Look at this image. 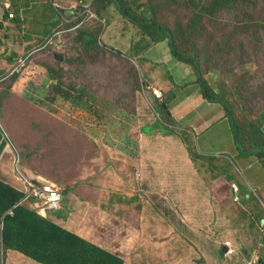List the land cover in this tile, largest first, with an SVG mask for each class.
<instances>
[{"label":"rangeland","instance_id":"obj_1","mask_svg":"<svg viewBox=\"0 0 264 264\" xmlns=\"http://www.w3.org/2000/svg\"><path fill=\"white\" fill-rule=\"evenodd\" d=\"M74 1L75 3H72ZM78 2L79 0H70V3L57 0L58 7L67 10L66 16L58 17L59 21L63 22L61 27L65 28L67 24L76 22L80 18L76 13L69 11ZM41 3L43 6L48 4L54 7L49 0H42L38 4ZM71 4L74 5L71 6ZM170 6L167 5L169 8L166 9L164 20L171 26L176 20L185 23L189 16L188 11L182 9L178 14L173 15ZM174 8L177 7L173 6ZM112 14L113 9L110 13L111 19L113 18ZM241 20L240 15L228 12L220 16L216 24L206 26L205 30L199 31L197 38L183 45V48L187 53L197 56L202 75L209 81L215 92L234 104L237 120L249 129L248 122L250 120L264 118V28L244 30L239 24ZM100 21L103 23V31L99 36L102 52L83 51L80 43L76 40L74 31L57 36H55L56 33H53L52 43L35 52L25 65L19 68V71H16L20 62L18 60L34 51L35 45L32 44L30 50L19 53L20 57L10 64L8 57L14 53L16 45L11 41L18 38L17 35L11 34L10 28L3 29L0 24V129L5 132L10 143L14 147L17 146L21 152L22 161L15 157L14 169L19 168L20 165L22 167L23 165L30 166L35 162L36 151L39 149L41 152L42 150L41 143L37 141L38 132L42 125L69 127L74 125L76 126L75 138L77 141L95 143L94 145L98 150L88 146V148H84L88 145L84 143L81 150V163H92L95 158L100 157L103 141H114L118 145L129 148L136 139L140 123L149 118L153 112V102L148 97L151 92L152 94L154 92L144 84L146 77L165 78L167 83L172 86L170 87L171 93L176 97L173 105L176 102L178 103L177 106L181 107V123L185 121L188 114L193 115L198 110L197 106L200 102H202L201 105H204L206 101H209L204 100L200 95L201 84L198 82V74L194 67L188 64L184 66L189 67L187 81H191L190 87L194 89L193 96L189 94L190 96L187 97L189 89H187L186 83L180 85V83L174 82V80L180 79L181 75L177 69L170 68V63H173L175 58L170 52L167 42L153 44L149 38H146L145 43H150V50L143 53L144 56L149 54L145 56L146 60H143V55H135L136 48H141L144 44L142 42L143 35L137 27L124 23V20L120 18L114 22L111 20L107 22L104 19H100ZM0 23L2 22L0 21ZM120 28L123 30L121 31ZM13 30L19 34L17 30ZM55 31L56 29L53 30V32ZM7 33L13 39L7 41L5 39ZM16 53L18 52L16 51ZM57 55H61L60 58L63 60L58 59ZM182 64L185 65L186 63ZM133 66L138 71L139 79L135 77L132 70ZM48 68L59 71L58 74L62 76L63 80L72 81L77 87L83 85L89 93V97H85V99L87 102L93 101L91 105L58 104L66 112L59 119V116L51 113L48 106H43L42 103L37 102V98H43L46 94L42 83L49 82ZM13 75L17 76L16 80L12 79ZM184 77L185 75L182 74V78ZM142 80L144 81L142 88L137 90V85L141 84ZM56 81L60 82L59 79ZM167 88L169 89V86ZM160 90L162 91V89ZM222 106L219 103L215 104V107L220 108V110H222ZM215 113L216 110L213 114ZM52 116H56L59 122ZM152 117L158 119L155 114ZM225 122L214 125L209 131L211 132L208 133L210 137L217 132L218 136H222V140L218 139V142L214 140L211 143L210 150H206L207 148L203 143L204 135L199 134L195 137L191 132L185 130L182 132L187 134L186 140L190 142L194 154H200L202 158L210 160V173L213 176L230 180V183L235 182L241 191H233V184L228 196L227 188L219 185L220 180H215L216 177L211 178L212 181L207 180L208 178H205L206 181L201 180L199 177L197 178L199 185L189 178L188 188H185L181 198L172 197L169 199L172 195L169 193L171 195L164 201L157 198V205L163 206V203L170 204L173 201V205L178 207L182 205L184 200L189 208H195L197 204H200V208L207 210L203 213L204 217H195L194 213L188 211L186 221L188 228L182 227L179 231L187 234V237L195 239L202 237L203 240H208L213 234L223 239L232 240L234 238V240H238L239 235L236 230L229 228L234 225L239 228L240 235L242 231H247L248 236H251L253 246L250 251L251 253L256 252L258 261L262 260L264 263V163L255 155H241L242 151L237 150L236 140L234 142V137L231 135V122ZM12 125L19 133L20 141L15 139L12 133H8L12 130ZM94 130L97 132H92ZM153 130L152 125L146 127L148 134H152ZM57 135L59 134L50 133L49 138L51 136L57 137ZM162 139L166 140L165 137ZM21 143L24 148L21 147ZM115 145L114 148L118 147L119 149L120 145ZM190 152L193 153L191 150ZM124 153V167L121 168L124 184H127V179H130V187L138 190L144 187L143 180H148V183L152 182L153 185L150 188H145L143 192H147V199L152 196L154 198L153 188L157 187V183L156 180L153 182L152 179L156 178V175L149 177L147 173L151 172V169H142L141 164L137 168L135 160H130L133 156ZM90 157L94 158L93 161H90ZM114 162L116 163V161ZM78 163H80L79 160ZM196 164L197 166L201 164L200 159L196 161ZM22 174L28 177L29 171L24 170L19 175ZM193 176L197 177L196 174ZM162 181L164 180H158L160 183ZM145 198L146 196H143L141 203L148 202ZM242 203L243 205L246 204L245 214L242 211ZM228 204L235 207L227 210ZM249 208L251 211L248 210ZM146 211L152 212L153 209L148 204L146 205V210L142 215L145 218L148 215ZM135 215L138 216L135 217V222L140 223L142 216L140 217L138 213ZM163 215L167 216L164 211ZM163 215L156 217V219L163 218ZM146 222L148 221L142 223L149 226ZM144 229L146 230L147 227L145 226ZM158 232L157 230L156 233L158 234ZM197 243L202 244V239ZM222 244L225 245L224 242ZM140 249L141 253L127 258L126 264L159 263L149 260L147 244L142 245ZM0 251L1 256H4L5 250L0 247ZM207 251L204 250L205 253ZM252 255L254 254L252 253ZM239 256V254H233L224 258L227 260L226 262L233 263L232 261H235V264H241L242 261H239ZM181 257L179 260L185 259L186 254H182ZM194 257L200 260H196L194 263L191 260H182L177 264H211L205 255H195ZM29 260L41 264L30 258ZM258 261L254 259L249 264H257ZM175 262V260H169L164 264H174Z\"/></svg>","mask_w":264,"mask_h":264},{"label":"crops","instance_id":"obj_2","mask_svg":"<svg viewBox=\"0 0 264 264\" xmlns=\"http://www.w3.org/2000/svg\"><path fill=\"white\" fill-rule=\"evenodd\" d=\"M9 1L13 5L15 18L7 17L3 19L0 16V21L2 22L0 24L3 29L10 28L11 34L17 35L18 38L11 41L16 44L14 53L8 57V62L11 64L15 59L20 57L19 53L30 50L32 44L35 45V50L51 44L54 36L53 30L59 29L63 22L59 21L58 13L54 10V7L48 4L45 6H43L42 3L38 4L42 0ZM64 2L70 3V0H64ZM72 3H75V1ZM72 5L74 4H71V6ZM112 16V22L118 21L119 18L123 20L114 10ZM13 26H15V28H13ZM123 28H120L121 31ZM13 29L17 30L19 34H16ZM142 37V42H144V44L141 48L138 47L139 49H136L135 55H143L142 59L146 60L145 56L149 54L144 56L143 53L149 51L150 48L143 50L146 41L144 40V36ZM5 39L8 41L13 38L7 33ZM16 51L18 53H16ZM32 52L18 60V62H20L18 64L19 67H17L16 64V71H19V68L25 65L29 60V56L32 55ZM57 57L63 60L60 58L61 55H57ZM175 61L176 63H174ZM184 66H187V64L183 65L176 59L173 63H170V68L177 69L181 75V78L176 81L174 80V82H176V84L180 83V85L186 83L187 89H189L187 97H189L190 95L193 96L194 89L190 87L191 81H187L189 67ZM182 74L185 75L184 78H182ZM16 78L17 76L13 75L12 79L16 80ZM48 81L49 82L42 83L43 90L46 93L48 86L57 82L50 77H48ZM145 82L144 84H146L149 89L150 86H157L162 89L164 93L163 98L166 97L169 101L170 109L168 111L165 108L163 114L156 106L155 101L157 97L151 93L149 97L146 95L153 102V112L149 118L140 123L136 139L129 148H125L120 144L119 146L114 141H103L100 157L95 158L94 161V158L90 157V161H93L92 163H81V150L84 143L88 144L84 148L88 146L98 150L94 145L95 143L89 144L88 142L77 141L75 138L76 126L74 125L71 127L42 125L37 138V141L41 143L42 150L41 152L39 149L36 151L35 162L30 166H25L22 163L23 167L20 165L19 168L14 169V165L12 166L10 160L12 156L15 159L16 155H18L20 157L19 161H22L21 152L17 146L14 147L10 143L5 132L0 129V148L4 146L3 141H5L9 149V152L5 151L0 154V178L23 189L19 174L23 173L25 170L29 171V182L30 180H48L54 182L61 193V199L58 205L56 207H48L44 205L39 198H35V200H30L31 206L37 208L40 214L47 216L56 223L65 226L89 241L119 255L124 259V264H126L127 258L141 253L140 247L146 244L149 249V260L151 259L154 262H159L158 264H164V262L169 260H175L176 262L174 264L182 260H191L194 263L196 260H200L199 258H195V255H205L211 261V264H235V261H232L233 263L226 262L227 260L224 258L227 256L225 255L226 246L223 245L222 242L225 243L227 240L231 239H223L213 234H211L212 236L208 240H203L204 238L202 237L195 239L187 237V234L185 235V233L179 231L182 227L188 228L186 222L189 214L188 211L194 213L195 217H204L203 213L207 212V210L200 208V204H197L195 208H189L184 200L182 205L178 207L173 205V201H171L170 204L160 201L163 203V206L161 204L157 205V198L164 201L171 194L169 199L172 197L175 199L181 198L185 188H188L189 178L199 185L197 181L199 177L201 180L204 179L205 181V178L212 181L211 178L216 177L210 173V160L202 158L200 154H194L190 142L186 140L187 134L185 135L182 131L191 132L195 137L199 134L204 135L203 143L207 148L206 150H210L209 148L214 140L216 142H218V139L222 140V136H218V132L212 134V137L208 136V133H211L209 132L211 128L216 124H224L226 123L225 121H230L229 117L226 115L225 108L222 106V110H220V108L215 107V104H218L216 102L206 101L204 105H201L202 102H200L197 106L198 110L193 115L188 114L185 121L181 123V107L177 106L178 103L176 102L173 105V101L176 100V97L172 95L170 90L172 86L167 83L168 81L165 78L153 76L150 78L146 77ZM167 86H169V89ZM165 91H167L166 95ZM200 95L203 98L202 94ZM204 100L206 99L204 98ZM90 102L91 101L87 104H90ZM187 102L189 101L187 100ZM66 103L74 104L71 101H60L50 105L49 110L52 114L57 115V117L59 116L58 118L61 119L60 117L66 112H64L58 104ZM43 106L46 105L43 104ZM215 110L216 113L213 114ZM168 113H170L172 121L164 122L166 125H158L157 121H163L162 116H168ZM154 114L158 119L152 117ZM52 117H55L59 122L56 116ZM43 122L45 121L43 120ZM148 125H152L154 128L152 134H148L146 131ZM166 128L171 129L170 133L166 132ZM67 132L70 135H67ZM92 132L97 131L94 130ZM8 133H12L14 138L20 141V136L15 126L12 125V130L8 131ZM50 133L59 135L49 138ZM231 135L234 137L235 142L233 129ZM160 137H165L166 140ZM114 145L119 146V149L118 147L114 148ZM21 147L24 148L22 143ZM190 150L193 151V153H191ZM44 152L46 153L44 154ZM124 152L133 156L130 160H135L137 168L139 164H141L142 169H151V172L147 173L149 177L150 175H156V178L152 179L153 182L156 180L157 183V187L155 188L156 192L153 188L154 198L152 196L150 199H147V192H143L145 188H150V186L153 185L152 182L148 183V180H143L144 187L138 190L130 187V179H127V184H124L123 177L121 176V168L124 167ZM198 159L201 161L199 166L196 164ZM78 160L80 163H78ZM114 161H116V163ZM195 174L197 175L196 178L193 176ZM158 180L164 181L160 183ZM215 180H220L219 185L227 188L226 191H228V196L230 195L229 192H231V186L236 184L235 182L230 183V180L228 181L218 176ZM38 185H40V183H38ZM237 186L239 187V185ZM240 191L241 188L239 187V192ZM143 196H146L145 200L148 201L146 203L144 202V204L141 203V201H143ZM168 201L170 202V200ZM147 204L153 211H146L151 217L146 215L147 218H145L142 215L146 210ZM241 206L243 214H245L247 210L246 204L243 205L242 203ZM232 207L235 206L228 204L226 209L230 210ZM248 210L251 211V208ZM163 211L167 216L163 215ZM135 213L140 214V217L142 216L140 223L135 222V217H138ZM160 215H163V218L157 220L156 217ZM143 221H148L146 223L149 226L142 223ZM202 223L205 226L203 221ZM156 224L157 227H155ZM145 226L147 227L146 230L144 229ZM229 228H232L234 231L236 230L239 235L238 240L232 238L233 241L231 240V243L236 249L235 254L240 255L238 259L242 261L241 264H247V262L249 264L254 261V259L258 261L256 252L253 251L252 253L254 255H252L250 251L253 246V240L250 238L251 236H248L247 231H242L240 235L238 227L233 225V227ZM157 230L159 231L158 234L156 233ZM201 239L203 243L199 245L197 241ZM173 246L177 247L173 248ZM0 247L3 248L2 245H0ZM204 250L208 251L205 253ZM182 254H186V257L185 259L179 260V258H182ZM29 258L30 257L22 252L10 248L5 251L4 256H1L0 251V264H36L29 260Z\"/></svg>","mask_w":264,"mask_h":264},{"label":"trees","instance_id":"obj_3","mask_svg":"<svg viewBox=\"0 0 264 264\" xmlns=\"http://www.w3.org/2000/svg\"><path fill=\"white\" fill-rule=\"evenodd\" d=\"M49 2L52 4L50 0ZM84 2L98 18H88L76 27L82 20L78 18L76 22L67 24L64 28L75 32L76 40L83 51L102 52L99 36L103 31V23L100 19L110 22L111 10L117 11L126 24L137 27L144 40L149 38L153 44L167 42L178 62L194 67L203 98L224 106L235 135L237 150L240 149L243 153L241 155L244 156L255 155L264 163V118L250 120L249 129L244 127L235 116L234 104L215 92L202 75L197 56L187 53L183 48V45L197 38L199 31L216 24L220 16L228 12L240 15L242 20L239 24L244 30L264 28V0H84ZM168 4L171 5L173 15L182 9L188 11L187 21L183 23L176 20L173 26L169 25L164 20ZM173 6L177 8L173 9ZM77 10L70 11L77 13ZM56 12L60 17L67 15V11L61 8ZM149 44L146 43L143 50L148 49ZM132 70L136 79H139L134 66ZM58 73L59 71L54 68H48L49 77L53 80L59 79L60 82L50 84L45 97L37 98V102L48 107L60 101H71L76 106L91 105L93 101L87 104L85 97L88 98L89 93L83 85L77 87L72 81L63 80ZM143 83L142 80L141 84L137 85V90L142 88ZM166 93L167 91L165 95ZM155 102L163 114L165 108L169 111V101L166 97L157 98ZM162 118L163 121H157L160 126L166 125L164 122L172 121L170 113L168 116L163 115ZM166 129V132L170 133L171 129ZM3 142L0 154L9 152L6 142ZM13 159L12 156L10 160L12 166ZM25 196L24 189L0 178V245L5 251L9 248L20 251L42 264H124V259L119 255L40 214L29 202L24 201Z\"/></svg>","mask_w":264,"mask_h":264},{"label":"built area","instance_id":"obj_4","mask_svg":"<svg viewBox=\"0 0 264 264\" xmlns=\"http://www.w3.org/2000/svg\"><path fill=\"white\" fill-rule=\"evenodd\" d=\"M53 4V6L56 9H59L57 0H50ZM0 9L3 11L9 10L11 7V4L8 0H0ZM74 10L79 9L77 11V16L82 18L81 22L76 26L83 24L85 20L88 18H97V16L93 13V11L89 8V6L84 2V0H80L77 5H74ZM9 17L13 18L14 13H9ZM75 27V28H76ZM152 91L154 92L155 96L157 98H162L163 92L158 89L157 87H151ZM26 188L29 192V195H34L37 198H39L44 205H47L48 207H56L61 199V193L58 189V187L50 181H42L40 185L34 184L33 182H29L28 179H25ZM235 190H237L238 186L234 184ZM230 242H227L228 245V253L234 252V249L230 247Z\"/></svg>","mask_w":264,"mask_h":264},{"label":"clouds","instance_id":"obj_5","mask_svg":"<svg viewBox=\"0 0 264 264\" xmlns=\"http://www.w3.org/2000/svg\"><path fill=\"white\" fill-rule=\"evenodd\" d=\"M9 1V0H8ZM10 2V1H9ZM11 4V7H10V9L9 10H6V11H3L2 9H0V12H2V18L4 19V18H10L9 17V13H14L13 12V5H12V3H10ZM1 8V7H0ZM55 8V7H54ZM61 9H63V8H61ZM55 10H59V9H56L55 8ZM65 10V9H64ZM71 10V9H70ZM69 10V11H70ZM79 10V9H78ZM77 10V11H78ZM67 11V10H66ZM76 11V12H77ZM94 13V12H93ZM77 14V13H76ZM95 14V13H94ZM5 15H7V16H5ZM96 15V14H95ZM59 16V15H58ZM97 16V15H96ZM60 17V16H59ZM62 18L64 17V15H62L61 16ZM13 18H15V13H14V17ZM97 18H98V16H97ZM81 22V21H80ZM57 32V33H56ZM66 32H71V29L68 31V30H65L63 27H60L59 29H57L54 33H56L55 34V36H57V35H61V34H63V33H66ZM53 40V39H52ZM47 46V45H46ZM46 46H43V47H41V48H39V49H36V50H34L33 52H32V55L35 53V52H38V51H40V50H42V49H44ZM31 55V56H32ZM31 56H29V58L31 57ZM27 60V59H26ZM151 87H153V86H150V89L152 90V88ZM155 95V94H154ZM162 98H163V96H162ZM162 98H159V99H162ZM16 157H17V159L19 160L20 159V157L18 156V155H16ZM20 179L22 180V186H23V189H24V191L26 192V196H25V198H24V201H26V202H29L30 203V200H35V198H37L36 196H34V195H29V192H28V190H27V188H26V184H25V179H28L29 180V178L28 177H25L23 174L20 176ZM31 182H33L34 184H37L38 185V183H40L41 184V182L42 181H33V180H30ZM48 181V180H47ZM51 182V181H50ZM54 183V182H53ZM237 190H239V187L237 188ZM234 191H235V188H234ZM37 209V208H36ZM38 210V209H37ZM229 240H227L226 242H225V246H226V250H225V255H227V256H230V255H233V254H235V252H236V249H235V247L234 246H232V243H231V241H229L231 244H230V247H232L233 249H234V252H232V253H228V245H227V242H228ZM258 264H259V261H258Z\"/></svg>","mask_w":264,"mask_h":264},{"label":"water","instance_id":"obj_6","mask_svg":"<svg viewBox=\"0 0 264 264\" xmlns=\"http://www.w3.org/2000/svg\"><path fill=\"white\" fill-rule=\"evenodd\" d=\"M0 16L2 17V12H0ZM259 264H263V261L259 260Z\"/></svg>","mask_w":264,"mask_h":264}]
</instances>
